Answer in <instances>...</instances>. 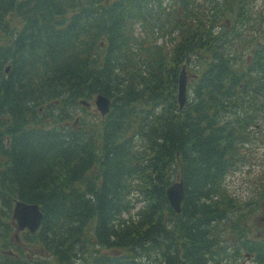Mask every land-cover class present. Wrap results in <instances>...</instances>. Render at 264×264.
Listing matches in <instances>:
<instances>
[{"label":"trees","instance_id":"16d2710c","mask_svg":"<svg viewBox=\"0 0 264 264\" xmlns=\"http://www.w3.org/2000/svg\"><path fill=\"white\" fill-rule=\"evenodd\" d=\"M251 2L0 0V264H264V170L251 197L225 184L264 140ZM17 198L43 212L24 247Z\"/></svg>","mask_w":264,"mask_h":264},{"label":"rangeland","instance_id":"374dc122","mask_svg":"<svg viewBox=\"0 0 264 264\" xmlns=\"http://www.w3.org/2000/svg\"><path fill=\"white\" fill-rule=\"evenodd\" d=\"M262 0L255 2V9L258 10ZM254 10V11H256ZM264 140L256 138L248 144L246 149L247 158L240 163L226 177L228 189L235 195L247 198L257 190L259 177L264 170ZM261 214L259 217L263 216ZM259 217L257 219H259Z\"/></svg>","mask_w":264,"mask_h":264},{"label":"water","instance_id":"95a60500","mask_svg":"<svg viewBox=\"0 0 264 264\" xmlns=\"http://www.w3.org/2000/svg\"><path fill=\"white\" fill-rule=\"evenodd\" d=\"M185 84L186 79L184 72L181 71L178 78L177 98L179 105L182 106L185 100ZM82 103L86 104L84 101ZM110 100L108 97L98 94L95 97V104L100 113H105L109 108ZM166 195L171 206L179 211L180 200L183 197V186L181 182H175L167 187ZM13 217L17 220L19 229L27 226L30 230H34L40 223L42 214L35 203H24L21 201L16 202L13 210Z\"/></svg>","mask_w":264,"mask_h":264}]
</instances>
